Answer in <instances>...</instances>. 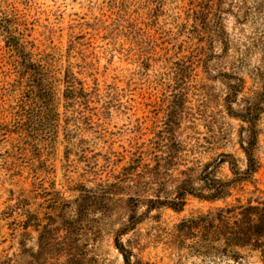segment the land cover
Masks as SVG:
<instances>
[{
    "label": "rangeland",
    "instance_id": "obj_1",
    "mask_svg": "<svg viewBox=\"0 0 264 264\" xmlns=\"http://www.w3.org/2000/svg\"><path fill=\"white\" fill-rule=\"evenodd\" d=\"M263 81L264 0H0V264H262L182 223L264 201Z\"/></svg>",
    "mask_w": 264,
    "mask_h": 264
},
{
    "label": "trees",
    "instance_id": "obj_2",
    "mask_svg": "<svg viewBox=\"0 0 264 264\" xmlns=\"http://www.w3.org/2000/svg\"><path fill=\"white\" fill-rule=\"evenodd\" d=\"M264 112V81L261 90L256 92L252 98L246 99V105L240 116L247 123L248 131L247 144L242 145L248 159L246 174L255 172L258 162L255 157V149L258 144V121ZM212 170L205 171L203 179L207 193L195 188L190 179L185 180L178 190V200L170 201L172 205H182L184 195L194 193L202 198L219 199L229 196L228 186L225 182L212 176ZM168 202L167 200L161 203ZM182 226L192 231L202 230L203 247L206 249L215 248L214 242H223V251L236 253L237 247H249L260 254L264 264V201L253 204L252 201L246 204L231 205L218 208L215 212L209 213L198 219L184 221ZM123 249V246H121ZM128 264L127 255L124 254Z\"/></svg>",
    "mask_w": 264,
    "mask_h": 264
}]
</instances>
